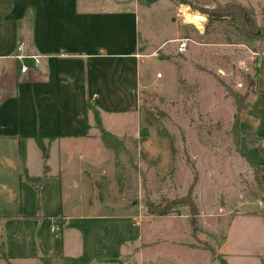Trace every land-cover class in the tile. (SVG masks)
Listing matches in <instances>:
<instances>
[{"label": "crops", "instance_id": "1", "mask_svg": "<svg viewBox=\"0 0 264 264\" xmlns=\"http://www.w3.org/2000/svg\"><path fill=\"white\" fill-rule=\"evenodd\" d=\"M138 5L0 0V245L6 256L0 264H262L259 200L261 216L230 215L215 254H208L190 242L187 214H142L121 192L103 196L108 184L100 181L114 173L115 153L100 133L129 139L120 123L126 115L141 125L140 91L156 80V73L149 78L141 70L143 58L176 71L168 59L154 57L173 37L148 51L138 46ZM258 73L257 64L248 107L264 91ZM247 114L239 115L244 132L251 126ZM39 141L47 159L57 146L55 168H45ZM165 161L171 166L169 151ZM205 216L200 211L202 223Z\"/></svg>", "mask_w": 264, "mask_h": 264}, {"label": "rangeland", "instance_id": "2", "mask_svg": "<svg viewBox=\"0 0 264 264\" xmlns=\"http://www.w3.org/2000/svg\"><path fill=\"white\" fill-rule=\"evenodd\" d=\"M138 2L136 14L140 19L134 25L138 46L148 51L173 37L154 57L169 56L176 71L166 62L154 64L150 55L143 58L141 70H146L149 78L161 71L163 78L156 77L154 83L140 91L141 125L135 115L123 116L120 123H124V134L129 139L119 140L115 149L110 148L115 153V171L99 180L108 184L103 196L115 199L118 191L125 196L126 205H132L137 212L156 215L148 212L150 203L151 210L168 207L167 214H187L188 220L189 208L179 199L188 193L195 174L190 195L198 210V229L192 231L189 225V240L198 242L206 253L215 254L230 215H260L264 210L262 190L257 187L252 168L235 148L231 132L235 108L228 93L249 90L245 76H254L257 64L258 76L264 80V31L258 29L252 39L245 40L237 32L235 19H209L204 10L240 3L248 11V20L258 27L264 21V0ZM128 4L126 8L134 3ZM187 14L203 16V26L189 22ZM181 38L188 39L187 47L178 52L176 40ZM249 105L245 109L250 130L243 131L239 141L254 161H263L264 91ZM138 129L140 134L132 139ZM53 147L49 159L37 147L46 169L58 163L57 146ZM72 149L77 151L79 146ZM168 151L171 166L165 161ZM203 210L206 223L199 217ZM214 227L217 231H212Z\"/></svg>", "mask_w": 264, "mask_h": 264}, {"label": "trees", "instance_id": "3", "mask_svg": "<svg viewBox=\"0 0 264 264\" xmlns=\"http://www.w3.org/2000/svg\"><path fill=\"white\" fill-rule=\"evenodd\" d=\"M206 11V15L209 19L215 18V19H226V17H232L237 21L236 27L237 32L245 40L252 39L253 36L256 35V32L258 29H262L264 31V21L262 22L261 26H256L255 23H252L247 18V9L241 5L240 3H225L223 6H216L213 9L210 10H204ZM264 38V34L262 35ZM160 59H167L169 56H160ZM257 73V69H255L254 76L250 77L248 75L245 76L247 79V86L249 90L246 89V91L243 94H238L236 92H232L231 90L228 91V93L232 96L233 103H234V114H233V120L231 125V132L233 133V139L235 142V148L238 150L241 156L244 157V159L248 162L250 167L252 168L253 177L255 179V182L257 184V187L262 190V196L261 200L264 202V160L263 161H254L250 155L242 148L240 145V137L243 134V130L240 126L239 122V115L240 113L247 107V96L249 95L250 91L254 89L255 85V76ZM99 119L96 116V122L98 123ZM142 131V129H141ZM145 129L143 130V134L145 135ZM140 134V130H139ZM100 138L103 142V144L108 148H116V144H120V139L116 138L112 133L102 130L100 133ZM39 139V138H38ZM39 146L42 149L43 154H46V149L42 145V143L39 141ZM263 151H264V136H263ZM196 181V175L193 174L192 181L190 184V188L188 190V193L185 196H182L179 200H184L183 202L186 203L187 207L189 208V214H188V223L192 229V231H195L198 229V210L196 207L195 202L191 198V189ZM176 202V200H175ZM149 207H152L150 203H148V212L154 213L156 215H165L168 213L169 208L168 207H162L158 209L157 211L151 210ZM262 217L264 219V210L261 212ZM0 257L5 258V253L3 252L1 245H0ZM6 259V258H5ZM262 264H264V258L262 260Z\"/></svg>", "mask_w": 264, "mask_h": 264}, {"label": "built area", "instance_id": "4", "mask_svg": "<svg viewBox=\"0 0 264 264\" xmlns=\"http://www.w3.org/2000/svg\"><path fill=\"white\" fill-rule=\"evenodd\" d=\"M204 20V18L201 20V26H203V21ZM187 41H188V39L187 38H181V39H177L176 40V42H177V44H176V49H177V51L178 52H183V51H185L186 50V47H187ZM18 57L19 58H22V56L21 55H18ZM26 66L25 65H23L22 64V66H21V71H24V70H26ZM161 76V73L160 72H157L156 73V77H160ZM261 203V201H259L258 202V205H259V207H261L260 204ZM51 231H53V232H58L59 231V228H58V226H52L51 227Z\"/></svg>", "mask_w": 264, "mask_h": 264}, {"label": "bare ground", "instance_id": "5", "mask_svg": "<svg viewBox=\"0 0 264 264\" xmlns=\"http://www.w3.org/2000/svg\"><path fill=\"white\" fill-rule=\"evenodd\" d=\"M182 15H185V13ZM202 19H203V16L187 14V20L189 22H195L197 24V26H199V24H201L200 21Z\"/></svg>", "mask_w": 264, "mask_h": 264}, {"label": "water", "instance_id": "6", "mask_svg": "<svg viewBox=\"0 0 264 264\" xmlns=\"http://www.w3.org/2000/svg\"><path fill=\"white\" fill-rule=\"evenodd\" d=\"M151 1H154V0H151Z\"/></svg>", "mask_w": 264, "mask_h": 264}]
</instances>
